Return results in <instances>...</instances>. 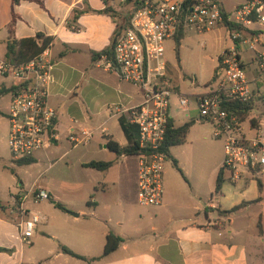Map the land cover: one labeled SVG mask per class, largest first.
Listing matches in <instances>:
<instances>
[{"label": "crops", "instance_id": "crops-1", "mask_svg": "<svg viewBox=\"0 0 264 264\" xmlns=\"http://www.w3.org/2000/svg\"><path fill=\"white\" fill-rule=\"evenodd\" d=\"M117 1L0 0V65L5 63L13 20L15 39L36 38L38 34L50 38L53 67L48 101L57 112L55 138L38 152L40 158L38 153L33 157V163L18 165L11 159L8 142L0 147V264H264V171L248 174L235 183L224 171L221 189L216 192L224 150L216 167L207 161H195L189 171L178 157V145L171 147L170 156L177 160L180 169L187 175L195 174V179H186L190 187L188 195H184L187 199L178 200V186L167 179L169 168L165 167L161 205L142 207L136 203L137 158L118 156L107 143L113 140L121 146L128 144L120 123L128 115L117 114L116 110L139 104L142 92L109 70L103 56L94 55L112 43L120 18L114 13L119 11ZM108 8L112 11L102 12ZM166 64L177 91L188 96L205 91V84L200 86L196 82L195 91H181L177 72ZM6 79H11V84ZM19 83L0 72V86L10 88ZM177 109L182 115L180 124ZM195 109L198 110L193 102L183 109L178 98H172L170 113L174 126L192 122L184 144L197 123H208L200 119L199 112H193ZM72 129L92 130L93 137L88 143L73 147L68 140ZM195 142L204 140L196 137ZM55 148L64 152L51 165L73 154L74 164L84 170V180L93 177L89 190L95 191L96 197L93 200L90 194L91 201L87 202L92 210L63 212L64 216H57L60 223H56L53 212H41L27 199L25 206L40 211L45 219L38 224L29 243H22L16 216L9 213V208L17 194L41 186L37 185L38 178L30 186L18 183V174L14 175L11 168L36 165ZM193 148L198 151V146ZM171 157L168 160L173 164ZM91 161L112 165L107 170L86 167ZM111 186L117 193L110 196ZM41 188L48 192L49 199L55 198L49 187ZM112 203L120 212H111ZM236 207L239 208L225 213ZM110 233L121 241L114 251L104 254ZM61 246L86 259L64 253Z\"/></svg>", "mask_w": 264, "mask_h": 264}, {"label": "built area", "instance_id": "built-area-1", "mask_svg": "<svg viewBox=\"0 0 264 264\" xmlns=\"http://www.w3.org/2000/svg\"><path fill=\"white\" fill-rule=\"evenodd\" d=\"M126 1V0H122ZM137 8L129 25L116 36L113 56L103 55L106 67L142 92V101L116 113H127L137 126L140 152L136 203L142 207L159 206L164 195L167 155L162 151L169 121L172 98L185 109L195 103L202 121L213 127V137L223 142L221 168L233 183L248 174L264 171V0H241L226 10L220 0H133ZM222 27L231 45L222 52L212 80L205 91L188 96L177 91L167 73L164 58L167 40L179 32L203 34ZM244 44L251 53V73L240 49ZM52 43L29 62L0 65V72L19 80L7 112L10 124L8 147L14 162L34 157L52 144L57 112L49 104L48 83L53 61ZM239 102L256 105L251 115L241 120L227 104ZM254 119V120H253ZM246 123L248 125H246ZM93 131L72 129L68 140L73 147L88 143ZM33 203L49 199L46 190L36 186L29 193L17 194L9 213L17 219L22 243H29L38 224L44 221L40 211L30 210Z\"/></svg>", "mask_w": 264, "mask_h": 264}, {"label": "rangeland", "instance_id": "rangeland-1", "mask_svg": "<svg viewBox=\"0 0 264 264\" xmlns=\"http://www.w3.org/2000/svg\"><path fill=\"white\" fill-rule=\"evenodd\" d=\"M226 10H231L233 5L241 2V0H220ZM117 5L119 11L114 12L118 19V24L122 23V17L130 14L131 5L126 1L118 0ZM231 40L228 34L223 28H216L210 32L198 34L196 32L187 31L183 34L181 39V45L179 47V54L176 51L175 39L167 40L164 44L165 54L164 58L166 62L172 66L178 75V85L181 91L185 93H191L195 91V82L200 86L209 83L214 74V69L218 65L217 56L221 50L225 47H230ZM240 49L243 52V59L247 64V68L250 70V76L255 69V64L250 63L251 53L247 51V47L244 44L240 45ZM196 78V81L194 79ZM11 79H6L8 84H11ZM194 81V82H193ZM11 100V93H7L0 99V147L4 148V144L8 142L10 124L7 117L8 107ZM262 111V107L259 109ZM178 111V120H181L182 116L180 110ZM197 114L198 110H193ZM264 124V117H261ZM182 123L183 120L178 123ZM246 125H248L246 123ZM191 133L188 143L184 145H178V157L185 166L184 169L191 171L189 166L193 165V162H205L211 163L214 167L217 166L221 157L223 156V142L220 139H216L212 135V126L210 123H202ZM196 137L204 140V143H196ZM193 144V146H191ZM198 146V151L194 150ZM64 152V149L55 148L53 152L49 154V157L41 159V161L32 166H17L13 165L11 168L14 171V175L18 174L20 181L18 183H25L30 186L37 180V185L41 187H49L52 191V195L55 198L40 201L39 204L34 203V207L41 212H53L56 216L54 221L60 223L59 217L64 216L63 212H78L79 209L91 211L92 209L87 206V202L91 201L90 194L93 195V200L96 197L95 191H90L92 178L84 180V170L75 165L73 160V154L62 160H58L54 163L59 156ZM38 153V152H37ZM36 153V154H37ZM35 154V155H36ZM37 154V158L39 157ZM178 159V161H180ZM2 161L0 160V163ZM170 166V167H169ZM165 167L169 168L167 171V179L175 182L178 186V200L187 199L184 195H188L190 191L189 179H195V174L192 172H186L182 169L183 174L179 172L175 166H173L171 160L165 161ZM89 172L91 170H88ZM186 177V178H185ZM188 181H187V180ZM117 190L113 186L109 189V195H115ZM113 199H111V202ZM184 201V200H183ZM186 202V201H185ZM55 203H61L65 210L55 206ZM111 208H109L110 210ZM120 209V208H118ZM120 212L116 210L112 203L111 212ZM59 216V217H57Z\"/></svg>", "mask_w": 264, "mask_h": 264}, {"label": "trees", "instance_id": "trees-1", "mask_svg": "<svg viewBox=\"0 0 264 264\" xmlns=\"http://www.w3.org/2000/svg\"><path fill=\"white\" fill-rule=\"evenodd\" d=\"M12 1L14 3H18L21 0H12ZM127 4L131 5V7H129L131 11L130 14L122 17V23L118 24L110 47L100 53L94 54L97 57H100L103 55H107L108 57L113 56V49H114V43H115L116 36L122 29L126 28L129 25L131 16L133 12L135 11V9L137 8L136 1L134 2L133 0H127ZM111 11L112 10L108 8V9L103 10L102 12L108 13ZM9 29H10L11 36L6 44L5 62L13 66H17L19 64L29 62L33 58L39 56L44 51V49L49 45V43L52 42L50 38L44 37L41 34H38L36 38H26V39H21V40L15 39L13 37L14 20L10 23ZM182 37H183V33L179 32L175 38L177 55L179 54V47H180V42H181ZM18 88L19 86L17 85H13L10 88H6L5 86H0V98L7 93H14ZM260 105L263 108V114H264V101ZM227 107L228 109L238 114L241 120H245L251 115L256 105L255 104L245 105L239 102H233V103L227 104ZM120 123L127 137L128 144L126 146H121L116 141L109 140L107 143L108 148L114 153H116L118 156H122V155L135 156L140 152L139 143H138L137 126L130 123L127 118H122ZM191 125H192V122H187L181 126H174L173 121L170 119L165 141H164L163 148H162V151H164V153L167 155V159L171 157L170 156L171 147L184 144L187 141V137H188V133H189ZM171 159L173 161L174 166L178 169L179 172L182 173V170L178 166L177 160L172 157ZM31 163H33V157L26 158V159H23L17 162L18 165H29ZM111 165H112L111 162H103V161H91L85 164L86 167L97 169V170H107ZM223 173H224L223 168H220L217 181H216V192H218L221 189L222 183L224 181ZM55 206L59 207L62 210H65V207L61 203H55ZM238 208L239 207H236L230 211H225V213L233 212ZM259 227L261 228V223H259ZM120 241L121 239L119 237L110 233L107 236V242L105 245L104 254H109L112 251H114L118 247ZM61 249L64 253L69 254L73 257H76L79 259H86L85 257L72 252L66 246H61ZM1 250L2 249L0 248V251Z\"/></svg>", "mask_w": 264, "mask_h": 264}, {"label": "water", "instance_id": "water-1", "mask_svg": "<svg viewBox=\"0 0 264 264\" xmlns=\"http://www.w3.org/2000/svg\"><path fill=\"white\" fill-rule=\"evenodd\" d=\"M72 214H73V213H72ZM73 215H76V216H77L78 214H73Z\"/></svg>", "mask_w": 264, "mask_h": 264}]
</instances>
